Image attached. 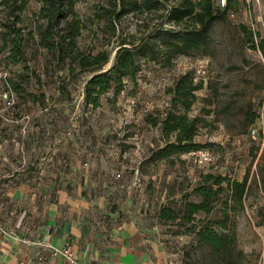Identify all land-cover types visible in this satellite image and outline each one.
I'll return each instance as SVG.
<instances>
[{
	"label": "rangeland",
	"instance_id": "374dc122",
	"mask_svg": "<svg viewBox=\"0 0 264 264\" xmlns=\"http://www.w3.org/2000/svg\"><path fill=\"white\" fill-rule=\"evenodd\" d=\"M98 1L78 0L75 5L86 25L80 46L111 50L104 65L109 68L117 42L109 34V21L95 12ZM259 1L260 7L249 11L244 0H231L236 6L232 16L219 15L208 40L192 54L169 60L165 50L156 52L155 59L142 55L136 76L124 78L118 93L111 88L101 94L93 107L84 99L85 82L92 73H71L66 65L50 60L36 32L28 33L34 28L39 3L27 0L17 11L15 23L23 32V52L17 63L7 57L0 42V172L14 170L13 179L20 180L32 169L42 183L50 180L57 187H76L92 200L97 228L133 217L179 264H223L209 247L197 243V232L187 228L192 224L195 229L218 228L215 221L227 213V225L235 231L230 262L262 264L264 145L249 138L248 120L256 112L254 122H264L260 107L264 63L258 50L250 47L246 32L252 27L261 32L264 0ZM161 11L125 14L119 19V32L139 40L161 21ZM13 18L10 9L0 5V21ZM187 72L202 83L188 114L202 118L194 141L208 158L189 151L152 160V151L172 138L164 136L151 120L162 119L171 98L169 88ZM9 78L18 85L17 91L5 81ZM206 173L231 179L248 175L243 205L231 209L233 202H224L226 189L207 213L199 211L191 220L182 218L186 202L200 200L194 188ZM162 206L172 208L176 217H160Z\"/></svg>",
	"mask_w": 264,
	"mask_h": 264
},
{
	"label": "trees",
	"instance_id": "16d2710c",
	"mask_svg": "<svg viewBox=\"0 0 264 264\" xmlns=\"http://www.w3.org/2000/svg\"><path fill=\"white\" fill-rule=\"evenodd\" d=\"M27 0H0V5L6 6L14 14V20L0 21V42L6 48L7 57L17 63L23 52L21 27L16 26L19 11ZM39 3L35 11L34 28L28 31L33 35L36 32L38 44L45 50L53 63L66 65L71 73L90 71L92 74L86 80L84 99L86 104L95 107L99 103L101 94L113 88L118 93L123 89V79L134 78L140 70L139 61L142 55L155 59L156 52L165 50L169 57L183 54H192L195 49L205 43L210 34V28L221 14H228L236 8L231 0H226L220 6L213 0H100L95 4V12L110 24V36L115 37L117 44L114 57L109 68H105L111 57V50L92 48L85 50L80 46L79 37L85 28V23L78 16L76 3L78 0H35ZM162 9L161 21L147 29L139 40H130L119 32V19L125 14H137L143 11L151 12ZM264 17V15H263ZM190 22L189 27L179 28L182 23ZM247 38L251 48L258 50L264 56V32L248 29ZM120 33V34H119ZM14 91L18 85L11 78L5 79ZM169 88L170 101L164 110L161 120L152 119L154 125L158 124L161 132L167 139L163 146L152 151L149 158L159 160L171 155L199 149V144L194 141V136L199 130L202 118L189 115L188 109L197 99L195 91L202 87L201 82H195L187 72L174 80ZM31 96H35L30 93ZM264 111V98L260 102ZM256 112H251L248 123L255 121ZM264 185V175L262 178ZM248 175L241 179H231L223 174L206 173L201 184L195 186L194 191L200 200L187 201L181 217L193 219V214L203 211L207 213L213 207V201L222 190L228 191V200L232 201L231 209L237 204L243 205L244 196L248 189ZM159 216L175 218L174 210L162 206ZM221 221H215L218 228L210 225L195 229L192 224L187 229L197 232V243L209 247L216 255L220 256L223 264L230 262L233 244H235V231L227 225V213Z\"/></svg>",
	"mask_w": 264,
	"mask_h": 264
},
{
	"label": "crops",
	"instance_id": "0c3cea01",
	"mask_svg": "<svg viewBox=\"0 0 264 264\" xmlns=\"http://www.w3.org/2000/svg\"><path fill=\"white\" fill-rule=\"evenodd\" d=\"M37 175L29 169L22 179L14 180V170L0 172L4 178L0 184V224L6 229L58 247L68 245L75 251V264H179L133 217L113 221L106 229L101 225L97 228L92 200L76 187H57L50 180L42 183ZM38 249L36 243L0 232V264H23L26 259L30 264H72L61 252L46 249L44 259L37 261Z\"/></svg>",
	"mask_w": 264,
	"mask_h": 264
},
{
	"label": "built area",
	"instance_id": "2783aa9c",
	"mask_svg": "<svg viewBox=\"0 0 264 264\" xmlns=\"http://www.w3.org/2000/svg\"><path fill=\"white\" fill-rule=\"evenodd\" d=\"M225 1L226 0H217V3L220 6H224L226 4ZM244 2H246V7L249 11L251 10V8L253 6L260 7V1L259 0H244ZM232 14H233V11L231 10L229 15L232 16ZM262 17H263V14H262ZM251 29L254 30L253 27ZM261 32H264V17L262 18ZM262 63H264V56L262 57ZM262 113L264 115L263 110H262ZM248 136L250 139L260 141L262 146L264 145V122H263V120H258L256 122L251 123V125L248 129ZM191 153L198 155V156H203L204 158H208V156H206V151H204L201 148L196 149V150H192ZM12 212L13 211H11V213ZM0 232L2 234H5V235H10L14 239L22 241V242L26 241V242H33V243L38 244L39 249L35 253L37 261L44 259L45 252H43V251H44V249H46V250H49L50 252H54V253L56 251L61 252L67 258L69 263H72V264L78 263L75 251H73L71 248H69L68 245L58 247L55 244L53 245L48 241L31 240L28 237H25V236L23 237V236L19 235L15 229H9V228L6 229L2 224H0ZM260 261L262 264H264V243H263V247H262V250L260 253ZM23 264H30L29 260L28 259L24 260Z\"/></svg>",
	"mask_w": 264,
	"mask_h": 264
}]
</instances>
